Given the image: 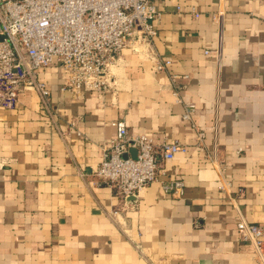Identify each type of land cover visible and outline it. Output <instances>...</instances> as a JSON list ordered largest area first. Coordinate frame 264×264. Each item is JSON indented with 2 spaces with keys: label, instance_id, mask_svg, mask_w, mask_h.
I'll list each match as a JSON object with an SVG mask.
<instances>
[{
  "label": "crops",
  "instance_id": "obj_1",
  "mask_svg": "<svg viewBox=\"0 0 264 264\" xmlns=\"http://www.w3.org/2000/svg\"><path fill=\"white\" fill-rule=\"evenodd\" d=\"M153 2L158 34L123 52L115 94L74 98L52 65L48 107L27 90L0 111V264H257L237 223L264 222V0ZM120 118L186 146L160 174L184 180L182 198L158 181L123 204L96 179Z\"/></svg>",
  "mask_w": 264,
  "mask_h": 264
},
{
  "label": "built area",
  "instance_id": "obj_2",
  "mask_svg": "<svg viewBox=\"0 0 264 264\" xmlns=\"http://www.w3.org/2000/svg\"><path fill=\"white\" fill-rule=\"evenodd\" d=\"M192 12L200 15L196 9ZM159 15L153 0H0V111L16 108L20 94L27 90L36 92L48 107L51 90L41 71L52 65L65 72L60 89L74 98L89 91L115 94L117 61L126 49L154 42ZM214 17L220 22L219 14ZM172 62L156 55L154 69L167 72ZM179 76L173 74V81ZM191 112L188 109L184 117L191 120ZM112 125L115 133L104 146L103 159L94 171L96 179L112 188L123 204L158 181L166 193L182 198L184 180H160V174L162 161L186 146L179 139L157 143L146 133H132L123 118ZM194 126L203 145L205 133ZM227 183L221 188L226 189ZM237 228L256 263L264 264V222L240 218Z\"/></svg>",
  "mask_w": 264,
  "mask_h": 264
},
{
  "label": "water",
  "instance_id": "obj_3",
  "mask_svg": "<svg viewBox=\"0 0 264 264\" xmlns=\"http://www.w3.org/2000/svg\"><path fill=\"white\" fill-rule=\"evenodd\" d=\"M128 199H129V200H136L137 197H136L135 195H132V196H130Z\"/></svg>",
  "mask_w": 264,
  "mask_h": 264
}]
</instances>
